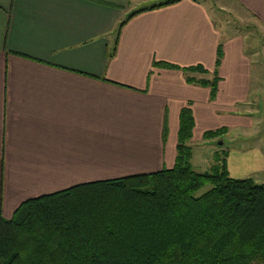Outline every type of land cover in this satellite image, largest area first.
Listing matches in <instances>:
<instances>
[{
    "label": "crops",
    "instance_id": "crops-1",
    "mask_svg": "<svg viewBox=\"0 0 264 264\" xmlns=\"http://www.w3.org/2000/svg\"><path fill=\"white\" fill-rule=\"evenodd\" d=\"M162 1L0 0V215L74 184L171 168L187 102L189 145L212 146L219 137L203 139L206 130L225 127V136L246 124L232 112L248 98L251 57L264 53V0L229 6L259 26L252 33L218 23L205 0L128 17ZM214 70L213 97L210 86L186 81Z\"/></svg>",
    "mask_w": 264,
    "mask_h": 264
},
{
    "label": "trees",
    "instance_id": "trees-1",
    "mask_svg": "<svg viewBox=\"0 0 264 264\" xmlns=\"http://www.w3.org/2000/svg\"><path fill=\"white\" fill-rule=\"evenodd\" d=\"M220 56L218 47L216 67ZM218 80L216 70L211 79L186 75L187 82L210 86L212 97ZM190 104L179 112L171 168L74 184L25 200L10 218L0 215V264H264V183L231 176L225 156L210 171L193 170ZM206 183L211 187L195 195Z\"/></svg>",
    "mask_w": 264,
    "mask_h": 264
},
{
    "label": "rangeland",
    "instance_id": "rangeland-1",
    "mask_svg": "<svg viewBox=\"0 0 264 264\" xmlns=\"http://www.w3.org/2000/svg\"><path fill=\"white\" fill-rule=\"evenodd\" d=\"M211 6L218 23L229 22V28L240 31L258 32L259 26L248 21L237 19L229 9L232 0H205ZM242 13L240 8L234 7ZM244 18H247L246 16ZM243 18V19H244ZM227 25V24H226ZM262 35V32L259 33ZM255 70L249 88L247 100L238 103L237 111L232 115H241L246 124H237L227 135L215 139L212 146L202 145V142L190 144L192 149L191 165L196 172L210 171L216 164V158L226 157L229 174L233 177H251L255 183H264V53L251 57ZM226 154V155H224ZM211 187L206 183L195 192L200 195Z\"/></svg>",
    "mask_w": 264,
    "mask_h": 264
}]
</instances>
